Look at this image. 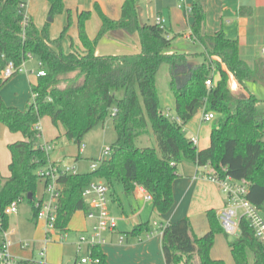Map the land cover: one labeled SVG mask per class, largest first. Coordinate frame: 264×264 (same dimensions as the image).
Instances as JSON below:
<instances>
[{
    "label": "trees",
    "instance_id": "16d2710c",
    "mask_svg": "<svg viewBox=\"0 0 264 264\" xmlns=\"http://www.w3.org/2000/svg\"><path fill=\"white\" fill-rule=\"evenodd\" d=\"M47 2L49 17L65 11L63 0ZM21 4L27 5V0H0V90L17 75L1 77L9 62L19 67L35 58L45 75L38 76L36 85L31 86L33 99L23 111L6 106L0 97V125L23 137L8 145L9 176L0 188L4 229H8L9 216L3 212L14 201L27 202L33 215L37 214L39 179L35 172L46 165L47 155L41 149L35 126L44 117L55 127L61 126L65 139L78 146L109 116L116 134L110 157L101 160L95 170L58 178L55 227L60 232L67 231L76 212L87 210L82 191L95 179L104 181L111 193L116 184L129 193L136 183L151 197L155 213L167 214L174 205L172 185L178 177L177 166L183 162L207 166L219 179L230 177L243 182L248 188L247 199L264 211V114L256 110L260 100L255 95H236L230 86L231 77L244 90L246 83L264 84V64L248 66L239 57L238 42L227 38L223 31L204 35L205 13L199 2L191 7L190 34L203 48V61L197 65L188 62L186 53H165L176 37L168 39L166 28L156 24H141L136 0H123L118 20L106 16L95 4L100 27L93 39L86 32L91 12H80L77 26L83 50L69 53L63 51L62 40L71 24L70 12L67 27L58 38L50 40L48 24L39 30L28 18L23 25ZM112 31L136 33L140 51L133 55L97 56V44ZM212 57L218 59L213 61ZM164 64L170 68L169 87L179 122L170 120L159 103L156 76ZM214 72L218 75L216 81ZM208 79L213 80L210 88L206 86ZM118 92L121 97L116 96ZM114 109L117 112L112 116ZM200 111L214 113L217 122L210 131L209 147L198 151L184 135L183 126ZM149 124L159 152L136 144ZM29 194L31 200L27 199ZM207 220L209 230L200 237L194 235L187 217L163 228L161 247L166 264H225L210 256L215 234L222 232L214 210L207 212ZM239 227V238L229 246L235 264H264V245L254 237L247 221L241 220ZM149 231L147 222L135 226L130 234L141 237ZM248 253L253 258L251 263ZM88 254L98 264H107L100 246L90 247Z\"/></svg>",
    "mask_w": 264,
    "mask_h": 264
},
{
    "label": "crops",
    "instance_id": "0c3cea01",
    "mask_svg": "<svg viewBox=\"0 0 264 264\" xmlns=\"http://www.w3.org/2000/svg\"><path fill=\"white\" fill-rule=\"evenodd\" d=\"M27 1L25 15L41 30L44 23L42 19L38 21L39 23L36 22V15L30 13V10H28L32 0ZM40 1L42 9L49 12V3L47 0ZM98 2L101 4L100 8L103 13L109 18L118 20L121 17L123 0H98ZM194 2H199L205 13L204 35L211 36L219 31H223L227 38L238 42L239 57L248 66L255 68L258 62L264 64V55L262 53L264 49V0H186L182 7L178 0H170L169 5L166 6L168 14L165 19L167 38L171 39L176 37V39L174 38L171 41V45L180 39L191 42L193 45L197 44L190 37L193 16L191 13L185 11V8H191ZM63 3L65 11L61 14V28L59 32H62L67 27L68 12L71 14V24L67 27L66 34L62 40L63 51L65 53L73 50L81 52L83 47L78 38L77 22L79 13L86 9H82L81 4L83 3L81 0H63ZM83 6L85 5L83 4ZM85 7L87 8L88 6ZM157 16H160V14ZM99 27L100 21L96 25L93 24V26L87 21L86 31L90 39L95 37ZM56 38V33L49 34L50 40ZM139 51L140 42L138 35L125 31L109 32L99 41L96 47L97 56L133 55ZM174 52L188 54L187 60L191 65H197L203 61V57L201 58L203 48L199 51L193 49L188 51L173 47L170 53ZM37 77V74L33 70L29 71L24 66L23 73L11 78L1 88L0 97L4 104L21 111L25 110L27 105L32 102L33 94L31 92V86L36 85ZM233 82L238 87L242 97L253 94L260 101L262 100L257 96V93L264 94L263 83H246V89L244 90L236 81L233 80ZM202 114L203 111L198 112L184 125V128L190 132V135L186 136V138H197L198 143L196 149L198 151L204 150L210 145L211 130H205L203 136L201 134L204 125L201 119ZM194 122L195 124L192 125ZM13 136H15V139L12 138V140L16 141L22 138L21 134H11L4 125H0V188L9 176L8 165L10 163V153L8 151V145L9 143L11 144V141L7 142L6 139ZM19 137L21 138L19 139ZM75 159L78 160V157ZM209 171V167H198L194 163L183 162L179 164L177 166L178 177L172 185L174 205L164 215L155 213L152 208V202L145 199L147 193L136 183L132 184L129 193L119 190L120 185L116 184L114 193L109 192V203L110 200H116L119 205V212L115 215L118 220V228L115 233L107 235L108 242L101 246V250L107 258V264H166L161 247L162 231L160 227H165L185 217L194 223L193 220L197 216L207 218V212L209 210H214L217 217V213L224 207V196L220 193L217 186L206 178ZM109 213L112 215L110 208ZM16 215L17 213L13 214L17 218ZM13 216H9L8 219L9 237L12 241L8 251L16 260L28 261L29 264H43V262L45 264H74L77 257L71 261H65V248L62 241H65L72 233H75L74 237H71L73 241L70 244L74 246L79 236L85 231H88L93 224V222L86 219L82 211H78L72 216L67 226V231H64L65 235L62 236L60 231H58L60 234L54 232L51 235L54 240L49 243L45 241L49 235L45 234L43 225L38 224L33 215L32 222L36 228H33L29 246L23 248L21 241L18 239V234L10 223ZM147 216L149 219H147ZM147 222L150 225L149 233L141 237H134L130 234L135 226ZM208 230L209 225L204 224L201 227V234L204 235ZM121 236L125 237L123 243H119ZM41 250H44L43 259L39 257ZM85 255H87L86 248Z\"/></svg>",
    "mask_w": 264,
    "mask_h": 264
},
{
    "label": "rangeland",
    "instance_id": "374dc122",
    "mask_svg": "<svg viewBox=\"0 0 264 264\" xmlns=\"http://www.w3.org/2000/svg\"><path fill=\"white\" fill-rule=\"evenodd\" d=\"M81 2L85 6H88L86 8L85 6H83V4H81L82 9L83 10L86 9V11L91 12L88 23H90V25L92 26L93 24L96 25L97 22L100 20H99L97 12L95 11V4L101 7L100 2H98V0H81ZM169 3H170V0H136V7H137L138 18H139L140 23L141 24H144V23L154 24L155 18L159 14L160 16H162V18L165 19L166 15L168 14V10L166 6H168ZM105 6H107V4H105ZM28 10H30V13L36 15L35 17L36 22L41 21L42 19L44 26L48 24V29H47L48 37H49V34L51 33L52 34L56 33L57 38L61 35L60 33L62 32H59L61 28L60 27L61 14L52 18V22H49V18H51L49 17V14H48L49 12L48 11L46 12L45 10L42 9L40 0H32L30 2ZM25 12H26V8L23 9L24 14ZM173 47H176L177 49L188 50V51L192 49L199 51L202 49L201 45H199L198 43L196 45H193L191 42L180 39L178 42H175V43L173 42V44L170 46L169 49L165 51V53H170ZM201 58H202V54H201ZM217 59L218 58L216 57L211 58V60L213 61H216ZM25 67L29 71L33 70L34 73L37 74L39 70V63L35 58H32L26 62ZM213 79L214 81L218 79V75L215 74V72H214ZM170 80H171L170 68L168 65L164 64L160 67L157 73V76H156V89L158 92L159 103H160L162 110L166 114L174 117L175 116V104H174L173 94L170 91V87H169ZM230 86L232 88V91L236 95L240 94L239 89L234 84L232 77L230 78ZM116 96L121 97L122 93L118 92ZM257 96L260 97L262 100L260 101V103L257 104L258 106L256 110L259 114H264V102H263L264 94H259L258 92ZM202 117H203V114L201 116V119ZM216 122L217 120H214L211 122H203L204 125H203V129L201 132L202 136L205 130L209 129L210 131L212 127L216 124ZM39 124L41 128V135H40L41 138L39 140L40 143L42 144L48 143L49 146L52 147V150L48 152L50 161L60 162V166L63 168L74 167V171L76 173L90 172L91 171L90 166H91L92 161L98 159L101 156V152L104 151L106 148H109L110 145L116 140V134L112 126L111 116H109L106 119L104 125H99L95 127L93 130H91L89 133H87L83 137L81 144L79 146L72 142L67 141L65 137L63 136V132H64L63 128L61 126H59L58 128L55 127L51 123L48 117L42 118ZM194 124L195 122L192 123V125ZM183 132L185 136L190 135L189 130L184 128V126H183ZM12 138L15 139V136L11 138H7L6 139L7 142L11 141V144L16 142V140H12ZM20 138L21 137H19V139ZM21 140H23V137L21 138ZM262 140L264 141V133H263ZM136 144L138 147H141V148L151 147V148L156 149L159 152L157 142L154 137L153 131L150 127V124L148 125L147 132L137 140ZM82 145H84V150L82 153H80L79 149L82 147ZM76 157H78L77 161L75 159ZM94 181H100V180L95 179ZM118 189L123 190L121 186ZM35 197H36V202L40 199H43L44 202L49 201V197L46 194L44 195V185L40 180L38 181V184H37ZM109 208L112 214L111 216L116 218L115 215L119 212L118 211L119 205L117 201L110 200ZM16 213H17L16 215L17 218L14 217L15 215L14 216L12 215L13 217H12V220L10 221L11 226L15 229L16 233L18 234L19 236L18 239L21 241V243H28L29 240H31L32 238L33 228L35 227V224L32 222V219L34 217L32 207L27 202H23L18 205ZM147 219H149V217ZM193 222L194 223L190 221L194 235L201 236L202 235L201 227L204 224H208L207 218L197 216L195 217ZM58 233L60 234V232ZM61 235L64 236L65 235L64 232L63 233L61 232ZM74 235L75 233H72L69 238H67L65 241H62L64 248H65V252H64L65 261H71L75 257H83L85 254V246H82L80 251H78L75 245L76 243L74 244V246L70 245L72 243L71 241H73L71 237H74ZM239 235L240 233L239 234L237 233L234 236H226L223 232L218 231L215 234L214 244L210 252L211 258L215 260H221L225 264H235L229 246L231 242H234L239 238ZM28 244H30V242ZM247 257H248L249 262L251 263L253 260L252 255L248 253Z\"/></svg>",
    "mask_w": 264,
    "mask_h": 264
},
{
    "label": "built area",
    "instance_id": "2783aa9c",
    "mask_svg": "<svg viewBox=\"0 0 264 264\" xmlns=\"http://www.w3.org/2000/svg\"><path fill=\"white\" fill-rule=\"evenodd\" d=\"M24 1V0H21ZM186 0H179L182 5L185 4ZM27 5L21 4L20 7L23 10ZM187 13H191V8H185ZM25 15V14H24ZM28 16L25 15L23 19V25L28 22ZM154 24L158 25L161 29L166 28V20L160 16L155 18ZM264 55V49L262 50ZM26 62H23L19 67H15L12 62H9L5 69L3 70L1 77L7 79L12 77L14 74H20L24 72V66ZM44 72L38 70L37 76H44ZM213 85V80L208 79L206 81V86L210 88ZM116 109L112 110L111 115L116 114ZM166 116L172 120L179 122L177 117ZM216 119L214 113H203L202 121L211 122ZM37 138H41V128L40 125H36ZM193 146L196 147L198 140L196 137L190 138ZM41 149L47 155L46 165L38 168L35 172L38 179L44 185V195L49 197L48 202H44L40 199V202H36V207H38L37 214L35 216L36 222L42 224L45 230V234L49 235L46 238V242H52L54 239L51 235L54 232H58L55 227L57 219L58 210V199L60 196V186L57 182L58 178L62 175L77 174L74 171V167H61L60 162H52L49 159L48 152L52 150V147L48 143L42 144ZM84 150V145L79 149L82 153ZM111 155V149L106 148L101 152V156L93 160L90 166L91 171L95 170L101 160L109 158ZM202 167V168H206ZM210 170V168H209ZM206 178L214 183L219 189L220 193L224 196L225 204L224 207L217 213V219L222 232L226 236H234L240 233V221L245 220L249 223L250 228L254 234V237L264 245V211L257 208L247 199L248 188L240 181L233 180L230 177L225 179H219L210 170L206 175ZM109 188L104 181H92L88 186H86L82 191V198L88 207L86 211H82L87 220L93 222L88 231L82 233L77 242V250L80 251L82 246H85L87 250V255L83 257H77L74 264H98V261L91 258L88 254V249L92 246H103L108 242L107 235L110 233H115L118 228V220L112 217L109 213ZM147 201H151V197L147 195L145 197ZM20 201H14L9 206H7L3 212L4 215L10 216L16 214L17 207ZM164 227H160L162 231ZM8 229L3 228L2 219L0 218V264H23L21 261L16 260L9 254V248L12 241L9 237ZM125 237L121 236L119 238V243H123ZM28 243H22L23 248H27ZM39 257L44 258V250L39 252ZM43 264H45L43 262Z\"/></svg>",
    "mask_w": 264,
    "mask_h": 264
},
{
    "label": "water",
    "instance_id": "95a60500",
    "mask_svg": "<svg viewBox=\"0 0 264 264\" xmlns=\"http://www.w3.org/2000/svg\"><path fill=\"white\" fill-rule=\"evenodd\" d=\"M49 22H52V18H49ZM31 198H32V195L29 194V195L27 196V199H28V200H31ZM31 264H34V263H31Z\"/></svg>",
    "mask_w": 264,
    "mask_h": 264
}]
</instances>
